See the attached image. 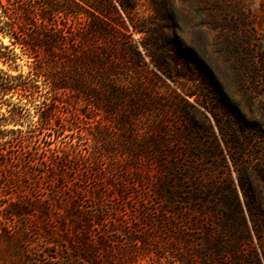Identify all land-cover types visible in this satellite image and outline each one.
<instances>
[{
	"label": "trees",
	"instance_id": "1",
	"mask_svg": "<svg viewBox=\"0 0 264 264\" xmlns=\"http://www.w3.org/2000/svg\"><path fill=\"white\" fill-rule=\"evenodd\" d=\"M127 1L0 0V35L27 60L25 73L0 78L5 236L65 247L66 264H263L239 196L229 208L198 169L194 124L176 127L179 99L157 90L163 70L149 72L127 36ZM143 162L151 178L139 176Z\"/></svg>",
	"mask_w": 264,
	"mask_h": 264
},
{
	"label": "rangeland",
	"instance_id": "2",
	"mask_svg": "<svg viewBox=\"0 0 264 264\" xmlns=\"http://www.w3.org/2000/svg\"><path fill=\"white\" fill-rule=\"evenodd\" d=\"M127 2L136 5L131 16L120 11L127 36L140 49L149 72H155V67L163 70L153 80L157 90L165 99H179L183 110L176 127L194 124L189 132L193 135L190 152L198 169L221 185L229 208L236 207L235 193L239 196L264 264V0ZM8 44L0 35V78L4 80L27 71L25 56ZM11 102L19 100L12 97ZM6 111L7 106L1 105L0 118ZM34 112L27 115L22 130L36 120ZM152 121L157 118L140 122L138 128ZM169 146L185 148L173 142ZM149 164L139 166V176L151 178L154 168ZM136 191L150 202L146 189ZM3 220L0 214V264H35L58 254L66 260L56 263L66 264L71 257L65 247L48 246L38 238L23 244L5 236Z\"/></svg>",
	"mask_w": 264,
	"mask_h": 264
}]
</instances>
